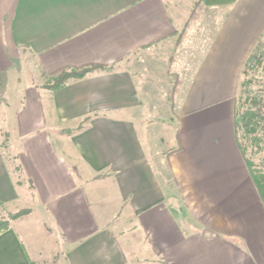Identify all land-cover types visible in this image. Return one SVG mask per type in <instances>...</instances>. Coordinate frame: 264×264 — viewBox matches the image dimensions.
I'll return each instance as SVG.
<instances>
[{"label":"crops","instance_id":"obj_1","mask_svg":"<svg viewBox=\"0 0 264 264\" xmlns=\"http://www.w3.org/2000/svg\"><path fill=\"white\" fill-rule=\"evenodd\" d=\"M189 18L166 0H0V207L30 210L0 233V264H264V205L234 130L264 0L229 5L187 60L168 172L138 125L137 58ZM82 67L95 69L46 87Z\"/></svg>","mask_w":264,"mask_h":264},{"label":"rangeland","instance_id":"obj_2","mask_svg":"<svg viewBox=\"0 0 264 264\" xmlns=\"http://www.w3.org/2000/svg\"><path fill=\"white\" fill-rule=\"evenodd\" d=\"M166 1L173 14L184 17L183 22L190 17L193 10L196 17L191 23H188L187 27L179 36L175 37L169 46L158 47L156 51L152 49L142 52L141 56L137 58L139 64L133 68L143 98L141 109L137 114L138 125L148 140L151 156L158 160L159 169H164L165 173L168 171L165 167L162 168L163 154L165 151L172 150L176 144L174 136L177 115L176 100L173 97L174 90L182 84L183 74L185 76L187 70H190V63L186 65L187 60L190 61V58L198 52L197 49L200 45L208 40L214 30V20L229 7L226 5L197 6L198 0ZM177 43L179 44L177 45ZM254 54L257 59L251 63L246 75V80L249 82L248 88L251 90L249 98L264 101V32L255 46ZM179 59L181 60L178 61ZM56 78L57 76L47 84L53 83ZM1 100L0 98V102ZM249 101L250 99H246L244 108L248 106ZM246 154L255 168L264 173L263 148L250 146ZM168 178L170 176L166 174L165 179ZM21 210L24 209L0 207V220L9 218ZM29 213L21 218L10 219V226L20 219L26 218ZM31 257L35 264H65L63 254H31Z\"/></svg>","mask_w":264,"mask_h":264},{"label":"trees","instance_id":"obj_3","mask_svg":"<svg viewBox=\"0 0 264 264\" xmlns=\"http://www.w3.org/2000/svg\"><path fill=\"white\" fill-rule=\"evenodd\" d=\"M237 0H198L197 6H229ZM196 17L194 10L192 11L189 22L191 23ZM187 23V25H188ZM255 49L247 57L239 81L238 94L235 98L234 104V130L235 139L239 152L247 166V169L253 179L254 185L264 205V173L261 170L255 168V165L251 162L246 152L250 146H256L263 148L264 152V101L249 98L251 90L248 88L249 82L246 80L247 72L251 66V63L256 60L254 54ZM95 68H70L63 69L58 72L57 78L51 84L46 87L50 90H56L61 88L70 79L83 78L88 72ZM177 89L174 90V93ZM246 99H250L248 106L244 108ZM29 213V209L21 210L14 215L6 219L0 220V233L10 228V219H17L26 216Z\"/></svg>","mask_w":264,"mask_h":264}]
</instances>
